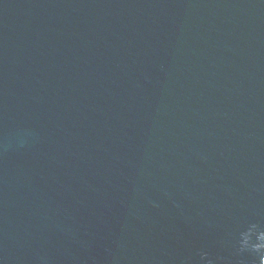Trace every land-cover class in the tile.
Instances as JSON below:
<instances>
[{
  "label": "water",
  "instance_id": "water-1",
  "mask_svg": "<svg viewBox=\"0 0 264 264\" xmlns=\"http://www.w3.org/2000/svg\"><path fill=\"white\" fill-rule=\"evenodd\" d=\"M260 231L264 0H0V264H264Z\"/></svg>",
  "mask_w": 264,
  "mask_h": 264
},
{
  "label": "clouds",
  "instance_id": "clouds-1",
  "mask_svg": "<svg viewBox=\"0 0 264 264\" xmlns=\"http://www.w3.org/2000/svg\"><path fill=\"white\" fill-rule=\"evenodd\" d=\"M255 227L256 226L253 225L251 228H249V230L247 232L242 233V239L240 240L241 249H245L249 246L250 234L255 229ZM258 240L260 241V243L254 244V245H252V247L257 249V250L264 249V231L259 232ZM262 257H264V256H262Z\"/></svg>",
  "mask_w": 264,
  "mask_h": 264
}]
</instances>
